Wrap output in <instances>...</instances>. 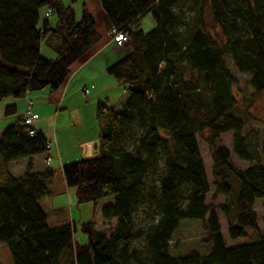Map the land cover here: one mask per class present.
Here are the masks:
<instances>
[{
  "label": "trees",
  "instance_id": "16d2710c",
  "mask_svg": "<svg viewBox=\"0 0 264 264\" xmlns=\"http://www.w3.org/2000/svg\"><path fill=\"white\" fill-rule=\"evenodd\" d=\"M99 1L106 28L129 35L130 50L106 66L126 97L118 106L97 105L96 153L64 162L61 171L77 202L111 195L100 215L114 224L107 231L93 220L82 222L88 242L79 244L73 222H47L60 211L40 205L50 195L53 169L36 171L31 160L47 138L38 129L30 135L17 120L0 131V242L12 264H264V232L254 208L264 198V136L257 147L241 133L253 119V96L264 92V0H188L191 21L181 17L186 0ZM44 5L50 13L40 20ZM204 11L223 40L205 27ZM146 12L154 27L134 28ZM43 37L55 56L41 54ZM98 37L85 8L76 20L61 0H0V99L57 88ZM228 62L249 76L246 103L232 92L237 79ZM204 130L208 160L197 136ZM228 132L229 143L219 142ZM233 155L247 165H235ZM20 157L28 160L14 175L7 163ZM219 195L224 200L217 203ZM184 218L201 220L209 244L204 254L169 252Z\"/></svg>",
  "mask_w": 264,
  "mask_h": 264
},
{
  "label": "rangeland",
  "instance_id": "374dc122",
  "mask_svg": "<svg viewBox=\"0 0 264 264\" xmlns=\"http://www.w3.org/2000/svg\"><path fill=\"white\" fill-rule=\"evenodd\" d=\"M61 2L64 5H68L72 8L74 17L76 20H78L81 16L82 8H85V10L90 13L95 21V29L99 34L98 40L101 41L103 36L106 33V25L104 21L105 17V11L102 8L99 0H61ZM45 10L46 6L40 7V20L45 16ZM193 16V11L189 7V1H185V7L184 11L181 13V17L185 19V21H191ZM48 19L51 22H54L56 19L55 14H51L48 16ZM203 19L205 23V27L209 30V32L218 39H224L223 35L220 32V29L216 23H214L209 15L208 11H204ZM155 21L152 17L151 12H146L140 18L137 20V22L134 25V28L141 29L142 31H148L152 27H154ZM178 27L180 29H185L186 25L184 22H181ZM109 35V33H108ZM110 36V35H109ZM111 38V36H110ZM123 44L122 46L114 45L116 49L120 50L121 55H124L130 50V45ZM95 43L90 49H93ZM107 46L105 48L106 51L109 52ZM40 52L43 56L52 57L55 56V50L50 46L49 42L47 41L46 37H43L40 41ZM90 51V50H89ZM88 52L85 53V55ZM96 54L93 58V62L97 63L98 60L102 59L104 57L103 55ZM97 56V57H96ZM101 59L99 62H101ZM78 63V62H77ZM92 63V62H90ZM228 66L232 73L235 75L237 81L232 86V92L234 96L237 98V100L240 103H246L248 101V95L250 92H252L251 86L247 83V79L249 76L245 73L239 72L235 66H233L231 63L228 62ZM106 71V67H105ZM72 74V70L70 71L69 75L66 77V80L68 77ZM87 74V73H86ZM109 74V73H108ZM95 72L90 73L89 76H91L92 80H89L87 82L88 87H90L91 84H93V87H90V92L85 94L82 92L81 86L77 87L76 89V81L73 80L69 86L67 87V93L62 94V86L65 82H63L62 85H60L58 89L59 92L56 94H53V100H51V89L49 87H44L38 90H29V97L27 96H13V95H7L3 96L0 99V130L5 127L6 125H9L12 123V120H18L19 117L24 116L25 112V101L26 106L28 105V101L33 100V105L31 104L32 109L34 110V107L39 106L40 110L38 111L39 120L38 123L43 124V132L46 135L47 138H50V148L48 150L42 151L43 153L41 155H47L49 158L48 164L46 165L45 158L44 162L42 161L43 167H50L53 169L52 178H54V182L51 181L50 189L53 187L54 191L51 189L50 195L41 198L40 203L45 208H49L52 205L50 204L51 199H53V207L54 208H61L59 213L56 214H49V217L47 218V222L49 224L54 223H60V222H66L71 221L74 223V231H73V240L76 241L79 244H83L88 242V236L85 231L81 230L80 224L82 222L93 220L95 222V225L99 228H102L104 230H109L112 228L114 224V218L111 219H103L100 215V206L106 202H110L112 199V196H106L103 198L97 199L94 201H85V202H77L76 195H75V187L74 186H63L61 184V180H59L60 173H62L60 168V162L58 160V155L60 158V142L59 138H62V154L64 161L69 160H75L70 159L73 157H69L72 153H76L78 151H82L83 156H90L94 155L96 152H93L91 148H87L86 145L82 146V149L79 145H76L77 137H78V131L80 127L77 125L80 123L82 125L83 119H88L87 113H89L91 100L94 98V90H99V87H104L103 79L102 77H95L96 82L94 81ZM110 75L111 81L105 85L104 90L100 91L99 94L104 99V96L108 97L107 103L111 105H117L119 98L121 95L125 93L126 91L124 89V84L122 83L121 79L116 78L112 74ZM86 76V75H85ZM100 85V86H99ZM98 87V88H97ZM74 89L75 92L72 93L70 100L66 98L67 95L71 93V90ZM64 92V91H63ZM61 93V94H60ZM62 96V97H61ZM29 98H32L29 99ZM14 99L16 102V109L15 111L6 112L5 106L7 104L14 103ZM52 102H51V101ZM56 100V101H54ZM56 102V104H54ZM106 102V101H104ZM59 103V104H58ZM79 104L78 106H73V104ZM58 105V108L56 106ZM250 111L253 115V119L246 123L242 129L241 133L246 137L248 141L252 143V145H256L258 147L262 137L264 136V92H258L256 93L250 104ZM82 111L84 112V118L82 115ZM96 118V115H95ZM36 126V125H35ZM37 128V127H36ZM206 135V131L197 133V136L201 139L199 140V145L203 154V157L208 160V149L206 144L203 142L204 136ZM231 132L224 133L220 135V141L225 144L229 143ZM54 138L56 139L54 141ZM56 141H58V150L56 147ZM73 143V144H72ZM88 154V155H87ZM82 156V157H83ZM80 157V158H82ZM69 158V159H66ZM79 159V157H78ZM42 160V159H41ZM231 161L239 166L240 168H243L247 165L246 161H243L241 159H238L235 155L232 156ZM24 162L23 158H17L14 159V161L9 162L8 170L14 175H19L21 172L22 163ZM25 166V165H24ZM206 168L208 171V177L210 179V171H211V162L210 164L206 163ZM1 168V165H0ZM65 187V188H64ZM69 189V191H68ZM213 190V189H212ZM211 192L209 193V195ZM224 200V197L219 195L215 202L220 203ZM254 208L256 209L257 215H258V227L261 231L264 232V198L258 199L256 203L254 204ZM49 210V209H47ZM221 215V229L225 230L226 228V221L224 220L222 214ZM137 216L141 218V213H137ZM224 233V232H223ZM206 232L205 229L202 226V222L200 219H190V218H184L181 220L179 226L175 229L173 233L172 242L170 243L169 252L174 255L178 254H184L190 251L191 249L196 250L199 254H204L207 252L209 248V244L206 242V240L203 239ZM226 234L224 233V236ZM252 237H255L254 234H252ZM246 240L247 237H245ZM243 238L233 239L232 242L236 243L239 242V240L242 241ZM240 241V242H241ZM0 260L2 264H12L9 251L6 247L5 243L0 242Z\"/></svg>",
  "mask_w": 264,
  "mask_h": 264
},
{
  "label": "crops",
  "instance_id": "0c3cea01",
  "mask_svg": "<svg viewBox=\"0 0 264 264\" xmlns=\"http://www.w3.org/2000/svg\"><path fill=\"white\" fill-rule=\"evenodd\" d=\"M112 44H114V45H116V43H114V41L110 38V36L108 35V29H106V33H105V35L103 36V38L101 39V41H97L96 43H95V45H94V47H93V49H89L87 52V54L85 55V53L76 61V62H74L72 65H71V70H72V74L68 77V79L67 80H65L64 82V85L62 86V94L64 93V94H66L67 93V87L69 86V84L73 81V80H75L76 81V88H74V89H76V91H77V87H79V86H81V89H82V92H83V87L84 86H86V87H88V84H87V82L89 81V80H92L91 79V76H89L90 75V73H93V72H95V75H93L92 77H94V81L96 82V80H95V77L96 76H100V77H102L103 79H105L104 81H103V83H104V87H102V89H101V86L99 87V90H94V98L91 100V104H90V110H89V113H87V115H88V119H86V120H84L83 119V122H82V125H80V123L79 124H77L79 127H80V129H79V131H78V137H77V142L76 143H78V144H76V145H79L80 147H81V149H82V146H85L86 145V147L87 148H91V150H93V152L95 151V148H96V145H97V140H98V132H99V128H98V121H97V118H95V115H96V107H97V105L99 104V103H104V104H106V105H109L108 103H107V100H108V97L107 96H104V99H102V98H99V97H101L100 95H102L101 93L99 94V92L102 90H104V88H105V85L107 84V83H109V81H111V77H110V73L108 74V72L107 71H105V67L107 66V64L108 63H110V62H112L113 60H115L117 57H119V56H121V53H120V50L119 49H116V47H114ZM107 46H109L108 47V50H109V52H107L106 51V53H105V48L107 47ZM41 51V50H40ZM103 52H104V57H102V59H101V57H100V59H101V62H99L100 61V59L98 60V62L97 63H95V62H93V61H91V60H93V58H94V56L96 55V54H98L97 56H99V55H103ZM96 56V57H97ZM78 62V63H77ZM90 62H92V63H90ZM87 73V74H86ZM86 75V76H85ZM97 83V82H96ZM63 84V83H62ZM61 84V85H62ZM94 85L93 84H91L90 85V87H93ZM96 86V85H95ZM94 86V87H95ZM59 87V86H58ZM89 87V88H90ZM98 88V87H97ZM58 89L59 88H55V89H51V96H50V98H51V100H53V94H56L57 92H59L58 91ZM74 89H72L71 90V93L69 94V95H67L66 96V98L68 99V100H70L71 101V99H70V97H71V95H72V93L73 92H75V90ZM64 91V92H63ZM90 92V90H88V92L87 93H89ZM84 93V92H83ZM86 93V94H87ZM29 91H27L23 96H27V97H29ZM61 94V93H60ZM63 94V95H64ZM62 97V96H61ZM125 97H126V95H125V93L123 94V95H121L120 96V98H119V101H118V103H117V105H115V106H118V105H120L123 101H124V99H125ZM29 99H31L32 100V98H29ZM50 100V101H51ZM25 101V108H26V101H27V99L26 100H24ZM54 101H56V100H54ZM104 101H106V102H104ZM52 102V101H51ZM14 105H15V109H16V102H15V99H14V103H13ZM32 105H33V100H32V103H31ZM54 104H56V102L54 103ZM59 104V103H58ZM79 104H73V106L72 107H76V106H78ZM56 106V105H55ZM57 108H58V105L56 106ZM40 110V107L39 106H36V107H34V112L36 113V114H38V111ZM83 111H82V115H83ZM39 115V114H38ZM20 118L21 117H19L18 118V120H20ZM83 118H84V115H83ZM15 121H17V120H12V123H14ZM38 123V121L35 123V127H37V129L38 130H40L43 134H44V130H43V124H40V122H39V124H37ZM2 130V129H1ZM0 130V131H1ZM45 135V134H44ZM45 137H46V135H45ZM47 138V137H46ZM47 139H50V138H47ZM56 139L54 138V141H55ZM59 142H60V158H59V155H58V160H59V162L61 163L60 164V168H61V165L64 163V162H66V161H64V162H62L63 160L62 159H65V158H63V154H62V147H63V145H62V138L60 137L59 138ZM58 141H56V147H57V150H58ZM73 144V143H72ZM43 152H39V153H36V154H33L32 155V157H31V160H32V164H33V168H34V170H36V171H40V170H44L45 169V167H43L42 166V161L44 162V158L47 156V155H45V157H44V155H41ZM88 155V154H87ZM83 156V153H82V151H78V152H76V153H72L69 157H73V158H70V159H75V160H77L78 159V157L80 158V157H82ZM44 157V158H43ZM84 157V156H83ZM20 158H23V160H24V162L22 163V167H21V172H20V174L23 172V170H24V165L26 164V162H27V160H28V158L27 157H20ZM42 159V160H41ZM66 159H69V158H66ZM11 161H14V160H10L9 162H11ZM69 161H71V160H69ZM9 162L7 163V165L9 166ZM45 163V162H44ZM46 164V163H45ZM47 165V164H46ZM46 168H48V166L46 167ZM10 171V170H9ZM13 173V172H12ZM19 174V175H20ZM59 180H61V184H63V186H67L66 184H65V181H64V178H63V175H62V173H60V176H59ZM54 178H52L51 179V181L52 182H54ZM65 188V187H64ZM53 191H54V189H53V187L51 188ZM68 191H69V189H68ZM41 202V201H40ZM50 204L52 205L51 207H47V208H45L44 206H42L41 205V203H40V205L42 206V208L44 209V210H47V209H49L48 211H52V209H54V207H53V199H51V201H50ZM56 209V208H55ZM58 209H61V208H58ZM54 212H52V214H53ZM48 217H49V215H48ZM59 223V222H58ZM54 224H56V223H54ZM95 225V224H94ZM95 227H97L96 225H95Z\"/></svg>",
  "mask_w": 264,
  "mask_h": 264
},
{
  "label": "built area",
  "instance_id": "2783aa9c",
  "mask_svg": "<svg viewBox=\"0 0 264 264\" xmlns=\"http://www.w3.org/2000/svg\"><path fill=\"white\" fill-rule=\"evenodd\" d=\"M50 9L46 8L45 14H49ZM108 33L110 34L112 40L117 44V45H123L125 42L129 40V35L126 31L119 30L114 26H111L108 29ZM89 90V87L84 86L83 91L84 93H87ZM39 116L34 112V110L31 107V101H28V105L26 106L24 116L21 118V122L26 124L27 131L30 135H32L35 130V123L39 120ZM50 148V139H47L45 142V149L48 150ZM48 158L45 159V162L48 163Z\"/></svg>",
  "mask_w": 264,
  "mask_h": 264
}]
</instances>
